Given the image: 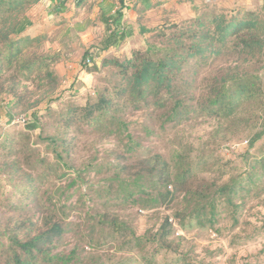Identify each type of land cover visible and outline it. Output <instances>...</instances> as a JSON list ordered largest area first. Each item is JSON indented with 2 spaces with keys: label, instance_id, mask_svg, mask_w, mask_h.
<instances>
[{
  "label": "rangeland",
  "instance_id": "rangeland-1",
  "mask_svg": "<svg viewBox=\"0 0 264 264\" xmlns=\"http://www.w3.org/2000/svg\"><path fill=\"white\" fill-rule=\"evenodd\" d=\"M161 1L160 6L139 13L135 25L129 27L125 23L126 45L101 55L97 48H101L107 33H95L93 41L89 42L90 35L85 37V34H79L82 31L78 27H70L73 20L67 17L68 14L51 15L47 3L36 2L27 6L25 2L26 6L9 16L12 19L18 13V20L25 19V29L34 24V31L37 32L31 30L30 35L12 36L10 40H19L22 50L11 62L8 58L15 56V49L0 43L1 243L6 241L5 237H1L3 229L20 217L16 207L23 205L26 211L22 216H34L36 220L41 214V209L36 207L39 199L44 197L42 210L45 212L53 208L48 198L60 196L57 199L62 206L69 203L77 205L68 220L74 232L65 234L58 251L69 253L73 247H79L82 264H92L94 260L97 264H264V111L258 112L253 108L246 110L248 123L244 124H221L199 111L192 112L184 120L168 123L152 108L127 114L128 133L140 145L137 151L124 156L125 165L135 166L154 155L173 162L181 150L189 155L192 182L206 179L220 186L239 179L238 193L232 200L219 198L213 224L199 225L195 221L189 229L182 230L174 221V233L170 238L173 247L168 251L155 253L160 245L157 241L146 242L141 251L131 253L118 252L116 243L90 251L89 247H85L89 245L81 240L89 231L90 214L103 212L100 204L109 197L105 194V178L112 172L105 170L114 160L110 153L113 150L122 153L126 147L114 136L106 138L92 132L80 136L76 132L77 127H64L60 116L73 105L86 106L95 101L98 90H113L119 84V68L111 62L110 66L103 67V61L110 57L133 59L135 51L145 52L150 45L162 47L165 51V47L171 45L173 35L182 38L189 30H199L200 23H204L202 28L212 30L214 20L222 26L255 20L258 31L256 29L252 33L264 36V0ZM83 14L76 18L85 21L87 15ZM143 27L152 32L143 34ZM184 39L185 44H190L187 36ZM231 44L228 40L226 46L219 49L221 54L191 59L184 72L178 74L175 84L183 86L186 82L185 88H190L187 97L190 106L196 108L197 101L209 96L213 80L220 82L237 71L260 75L264 89V55L258 53L255 58H249L240 53L239 48L229 49ZM158 55L162 54L153 56L152 53L153 57ZM86 58H95L87 63L96 64L100 70L88 73L84 68ZM32 60L38 62L34 70H23L22 64ZM41 61L47 66L39 68ZM46 71L53 72L57 77L52 87H43L47 83L40 81ZM53 88L55 90L50 95ZM36 102L38 105L35 106ZM32 125H36L37 129L30 130ZM257 134L262 136L255 140ZM47 136L69 143L61 148V152L52 151L48 149L50 142L39 141L40 137ZM56 154H62L64 161H58ZM39 161L42 167L34 171L32 167ZM68 161L69 166H64ZM51 165L59 170L51 172ZM97 165L103 167L102 173L94 168ZM12 166L16 167V172L11 170ZM80 171L82 179L77 178ZM38 173L47 180L41 184V190L32 182H27L30 174ZM73 179H77L75 184H72ZM31 189L38 193L29 196ZM62 190L63 195L57 194ZM183 207L178 203L172 209L163 206L147 210L141 204L121 203L113 211L139 236L148 234L155 239L166 216L173 218V212ZM58 208L61 207L58 205Z\"/></svg>",
  "mask_w": 264,
  "mask_h": 264
},
{
  "label": "trees",
  "instance_id": "trees-1",
  "mask_svg": "<svg viewBox=\"0 0 264 264\" xmlns=\"http://www.w3.org/2000/svg\"><path fill=\"white\" fill-rule=\"evenodd\" d=\"M38 1L1 0L0 43L15 49L13 53L16 52L13 58L12 56L8 58L10 62L22 50L19 40L15 42L10 39L14 34L20 36L25 31L26 25L24 24L25 19L18 20V13L12 19L9 16L14 11H19L22 6L35 4ZM120 1L123 5L124 0ZM25 2L27 3L25 4ZM122 18L121 11H117L114 16L103 18L102 21L108 32L102 43L103 50L109 51L117 48L126 40V30L121 28ZM13 20L16 21L12 23ZM199 25L203 26L204 23ZM202 26L199 30L185 32L182 38L173 35L170 40L171 45L165 47V51L162 47L150 45L145 52L135 51L133 59L121 60L110 57V59L104 60L103 67L110 66L109 62H111L113 66L119 68L120 72L117 73L119 84L113 87V90L110 88H105L104 91L98 90L95 101H90L86 106L73 105L60 116L62 125L77 127L76 132L80 136L86 135V133L90 135L91 132L102 134L106 138L114 136L126 147L122 153L118 150H113L110 153L114 160L108 164L110 168L107 167L105 170V172L108 170L112 172L105 178L107 186L105 194H108L109 197L103 204H100L104 209L103 212L90 214L89 231L81 239L89 245L85 247H89L90 251L116 243L118 252L131 253L141 251L146 242L154 241L160 243L155 249V253L161 252V250L168 251L173 247L170 238L174 233V221H177L182 230L189 229L195 221L199 225L213 224L216 217V203L219 198L228 197L232 200L238 193L239 179L231 180L220 186L217 182H210L206 179L192 182V169L188 165L189 155L181 150L177 152L173 162L165 161L161 155H154L140 161L135 166L125 165L126 158L124 156L137 151L136 149L140 145L134 142L132 134L128 133L129 126L125 117L129 113L152 108L159 115L165 117L164 122L168 123L178 119L184 120L192 112L199 111L205 116L217 119L221 124L224 122L244 124L248 123L246 120L247 109L264 111V89L261 76L239 71L227 75L220 82L213 80L214 84L208 92L209 96L203 101H197L196 108L187 103L190 88H185L186 82L183 86L176 85L175 80H177L178 74L184 72L191 59L221 54L219 49L224 48L228 40L232 43L229 49L239 48L240 53L245 54L246 57L255 58L258 53L264 55V36L252 33L256 29L258 31V22L255 20L232 22L226 26H222L221 23L214 20L212 30L202 28ZM141 32L147 34L152 31L143 27ZM186 36L190 40V44H185ZM173 39L175 41L172 42ZM152 53L153 56L156 53L162 55L153 57ZM86 56L89 55L86 54ZM86 59L84 68L88 73L100 70L96 64L88 65L87 63L88 60L94 61L95 58ZM37 63L36 60L24 62L22 69L32 72ZM40 63L39 68L47 66L44 61ZM54 77L56 76L53 72L46 71L40 80L41 83H47L43 87L46 85L52 87V83L57 81V77ZM54 90L55 88L49 94H53ZM14 93L15 90L12 94ZM36 105L38 102L35 103ZM29 129L35 130L37 126H29ZM261 136V134H257L255 140ZM39 141L50 142L48 149L58 152H61V148L66 147V143H69L67 140L66 142L58 141V139L53 140L48 136L40 137ZM56 158L60 162L64 161L62 154H56ZM69 163L68 161L64 166H69ZM41 167L42 162L39 161L33 165L32 169L36 171ZM94 168L99 171L98 173L103 171V167L100 165ZM54 169L59 170L51 165L50 171L53 172ZM11 170L16 172V167L12 166ZM38 174H30L27 182H32L41 190L47 180L44 179V175ZM77 178H83L81 171ZM76 181L77 179H73L72 184H75ZM117 184H119L118 188ZM32 193L38 192L31 189L29 196ZM57 194L63 195V190ZM57 197L60 196L48 198L53 204V208L45 212L42 210L44 197L39 199L36 207L41 209V214L36 220L34 216L33 218L22 216L26 211L23 205L16 207L20 212V217L15 223H9L1 233V237H5L6 241L0 242V264H82L79 247H73L69 253L58 251L59 243L65 234L74 232L71 228L72 223L68 220L77 203L62 206ZM121 203L141 204L143 209L147 210L163 206L172 209L171 207L178 203L183 204L184 207L176 209L173 212V218L166 216L159 231L155 234L156 238L151 239L148 234L139 236L127 222L122 221L113 211V208ZM58 205L61 208H58ZM93 205H97L96 202H93ZM81 247L83 246L81 245ZM82 249L85 252V248ZM92 264H97V262L94 260Z\"/></svg>",
  "mask_w": 264,
  "mask_h": 264
},
{
  "label": "crops",
  "instance_id": "crops-1",
  "mask_svg": "<svg viewBox=\"0 0 264 264\" xmlns=\"http://www.w3.org/2000/svg\"><path fill=\"white\" fill-rule=\"evenodd\" d=\"M41 2L47 3L46 5H48L47 7L51 15L64 16L68 14L67 17L73 20V24L70 27H78L79 31H82L79 34H85V37L90 35L91 39L88 40L89 42L93 41L92 35L95 33H100L101 35L108 34L106 26L102 21L103 18L114 16L117 14V11H121L123 15L121 27L125 29L128 24L129 27L135 25L139 13L152 10L162 4L161 0H124L123 5L120 0H39L37 3ZM83 12L87 15L85 21L76 18L77 16L84 15ZM79 25H83L84 27L81 28ZM34 26V24L33 26H28L22 34L30 35L31 30L34 31ZM36 32L34 31V33ZM124 45L126 44L123 43L117 48H122ZM113 49L105 51L102 46L101 48H97L100 51L99 55L110 54Z\"/></svg>",
  "mask_w": 264,
  "mask_h": 264
}]
</instances>
